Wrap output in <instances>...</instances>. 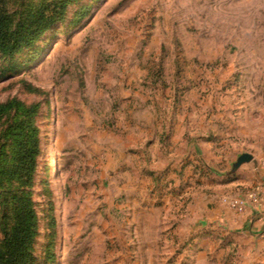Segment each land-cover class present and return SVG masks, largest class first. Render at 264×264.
Instances as JSON below:
<instances>
[{
  "label": "rangeland",
  "instance_id": "obj_1",
  "mask_svg": "<svg viewBox=\"0 0 264 264\" xmlns=\"http://www.w3.org/2000/svg\"><path fill=\"white\" fill-rule=\"evenodd\" d=\"M10 98L40 105V260L264 263L262 238L212 221L264 167V0H78L0 53Z\"/></svg>",
  "mask_w": 264,
  "mask_h": 264
},
{
  "label": "trees",
  "instance_id": "obj_2",
  "mask_svg": "<svg viewBox=\"0 0 264 264\" xmlns=\"http://www.w3.org/2000/svg\"><path fill=\"white\" fill-rule=\"evenodd\" d=\"M76 1L0 0V53L32 48ZM39 108L17 98L0 102V264L55 262L51 248L42 260L34 254L39 218L31 194L41 155Z\"/></svg>",
  "mask_w": 264,
  "mask_h": 264
},
{
  "label": "crops",
  "instance_id": "obj_3",
  "mask_svg": "<svg viewBox=\"0 0 264 264\" xmlns=\"http://www.w3.org/2000/svg\"><path fill=\"white\" fill-rule=\"evenodd\" d=\"M250 167L252 166L248 165L246 168L249 169ZM241 172L242 171H238L236 173V177L233 178L237 179V181L232 184H242L245 188L242 187L233 192V194L230 193L231 197L242 195L247 187H250L255 183H260V185L264 187V167L261 169L259 168L257 173L245 174L246 176H244V172ZM212 216L213 222L224 224L225 227L229 228H242L248 236L259 240L262 238L264 240V200L258 205L248 206L245 213H237L231 209H226L225 211L221 210L220 212H216ZM215 227L216 225H214L213 228ZM261 252L263 253L261 259L262 262H264V245Z\"/></svg>",
  "mask_w": 264,
  "mask_h": 264
},
{
  "label": "built area",
  "instance_id": "obj_4",
  "mask_svg": "<svg viewBox=\"0 0 264 264\" xmlns=\"http://www.w3.org/2000/svg\"><path fill=\"white\" fill-rule=\"evenodd\" d=\"M264 200V187L257 186L242 195L224 197L223 201L237 213H245L250 205H258Z\"/></svg>",
  "mask_w": 264,
  "mask_h": 264
},
{
  "label": "water",
  "instance_id": "obj_5",
  "mask_svg": "<svg viewBox=\"0 0 264 264\" xmlns=\"http://www.w3.org/2000/svg\"><path fill=\"white\" fill-rule=\"evenodd\" d=\"M253 159V155L250 153H243L241 154L236 162L233 164L232 172H235L240 166L245 163H249Z\"/></svg>",
  "mask_w": 264,
  "mask_h": 264
}]
</instances>
